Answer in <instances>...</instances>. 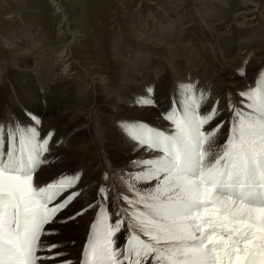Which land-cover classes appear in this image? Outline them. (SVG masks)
Here are the masks:
<instances>
[{"label": "snow or ice", "instance_id": "snow-or-ice-1", "mask_svg": "<svg viewBox=\"0 0 264 264\" xmlns=\"http://www.w3.org/2000/svg\"><path fill=\"white\" fill-rule=\"evenodd\" d=\"M173 95L162 117L167 126L120 122L125 137L145 154L132 161L139 169L129 181L136 198L122 197L127 216L110 214L107 193L99 188L102 202L80 264H264V71L229 104L232 115L221 145L214 138L224 122L205 129L217 116L219 101L204 108L208 96L192 84H181ZM134 103L155 106L154 87ZM31 121L0 123V264H38L63 256L38 255L57 247L41 237L55 231L46 225L58 222L59 213L80 194L69 191L79 172L61 174L44 186L34 183L46 163L51 134L41 136L39 117Z\"/></svg>", "mask_w": 264, "mask_h": 264}, {"label": "rangeland", "instance_id": "rangeland-1", "mask_svg": "<svg viewBox=\"0 0 264 264\" xmlns=\"http://www.w3.org/2000/svg\"><path fill=\"white\" fill-rule=\"evenodd\" d=\"M240 1L241 0H0V112L2 113H0V123L9 124L10 122L16 121L23 123L24 121V125H29L32 123L31 116L37 115L41 120L38 129L43 128L40 133L43 136L49 133L51 134L49 153L47 152L46 154L57 152L58 149L56 150V148L60 149V154H58L52 162V171L55 172L57 168L65 167V169L58 171L55 175L50 177L57 178L61 174H71L75 171L80 173V180L77 186H79L80 183L84 185L92 182L97 176L98 170L96 169L99 165L97 163L82 164V162H85L83 159L89 154L85 150L89 145V140L76 139L72 148L69 150L66 147H61L62 142L67 135L69 137L71 133L74 135L82 132L80 130V132L74 130L78 127L81 129L84 127L85 114L87 113L88 115L89 113L90 116L92 114L91 119L87 117L88 119H86V121L90 119L89 122L92 124L101 121V124L97 123V126L99 125L98 128L104 127L105 130V132L103 131L102 133L104 134L103 136L99 133L93 137V139L95 141L97 140L100 144L99 151L101 155L105 157V163L108 160L110 161V150H116L115 152L117 153L118 148L122 149L123 147L127 150V148H129L128 143L134 144V142L130 140L128 142V139L121 133V130H118L117 126L120 125L121 121H135L130 117L131 112H127L126 110H131L135 98L144 95L146 92V89L139 93L133 90L135 77L136 80H140V78L150 79L153 75L151 78L155 79L158 78L157 76H159V74H163L161 77L167 80V83L171 80L179 81L181 79L180 81L182 83L187 81L190 82L189 84L193 83L192 85H194L195 88L197 87V83H203L202 87L212 92L219 88L221 77L224 79V77L227 78L228 76L236 75L235 77L243 80V82L252 80L251 83L247 82V87L255 85L258 74L264 71V0H251L254 3L261 2V5H258L257 12H255V16L258 18L255 23L252 24L253 28H248L251 26H246V30L240 28V30L244 32L238 37L230 38L228 37L230 30L224 28L222 22L225 18L228 19L229 17L235 16L233 14H236L237 6ZM186 11L189 14L188 16ZM174 15H186V17L195 21L198 45L189 46L190 49L186 48L188 46L181 40V36L179 37L178 33L174 34V32L167 27L171 23L168 20H172ZM159 27L161 28L159 29ZM164 28L167 29L165 30ZM247 30H249V32ZM250 31H253V33H250ZM70 32L75 35L73 39ZM169 32L170 34H168ZM154 34L157 37H161L162 35L166 37L167 35V38L164 39L171 41L168 42V45L175 47L176 51H178L179 54L181 53L179 55L181 64L175 65L174 60H172L174 57H171V54L154 47L155 43L153 42L155 39H158L156 37H151L154 36ZM144 36L146 38L150 37L152 43L142 41L141 38H144ZM199 36L202 37L199 38ZM163 43L166 42L164 41ZM69 45L71 46L69 47L71 52H69L75 62H73L71 68L69 71H66V73L62 72L60 69H54L52 66L54 64L53 62L59 59L61 53L65 52L64 50H66ZM205 45H207V49L211 46V50H207ZM247 47H254V51L251 52V56H249L246 61H241V58L246 56L245 49ZM184 49H187L189 52ZM226 50H229V55L227 57H225ZM156 51L158 55H156ZM152 55L156 60L152 58ZM253 57L261 59V62L256 61V63H258L256 65L259 66L257 67L256 65L249 64L251 73L246 72L243 74L244 76H241V71L238 68L246 65V62L250 63ZM163 59H166L167 63ZM235 62L238 63L236 64ZM170 63L174 67H172ZM167 64L173 69L168 67ZM212 64H214V66ZM218 66L221 68V75L219 74ZM161 68H163V70H161ZM175 68L178 69L176 70ZM125 69H128V71L131 70L128 72L125 71ZM187 69L191 70L188 71ZM256 69L259 72L256 71ZM165 70H167V72ZM56 73L60 76H57ZM175 73L176 75H174ZM252 73L256 74V79L252 77ZM126 80L127 83H125ZM132 82L133 84H131ZM117 89L118 91L115 92ZM22 90L26 91L23 92ZM119 91L121 92L119 93ZM163 91L164 90L159 89L158 95L154 99L155 102ZM99 95L104 97L102 102L105 103H99ZM67 99L69 101H67ZM226 104H228L226 98L223 99L222 102L219 101L217 116L208 126L206 125L207 127L205 126L206 129H212L218 123V120L224 122V128H220V133H217L214 138L215 143L218 140H222L223 137L220 136L223 135L221 134H223L225 129L228 130L229 128L228 121L232 113L227 111L228 105ZM45 106L49 111H47L48 109ZM115 106L121 107V109L125 111L119 113V110H117ZM136 108L143 107L136 106ZM40 113L42 114L41 116ZM20 118L22 121H20ZM105 118H107V120ZM117 121L119 122L117 123ZM44 126L46 127L44 128ZM61 129H68L69 132H65L61 137H57L59 136V132L62 131ZM105 133L108 134V137L110 136L108 142L111 146H106L105 141H103L105 140V138H103L106 135ZM112 135L116 136L113 137ZM218 135L220 138L217 137ZM52 140H54V143L51 144ZM100 141L104 142V144L101 145L102 142ZM119 141L121 145L118 143ZM84 144L85 146H82ZM6 145L7 144H5V151ZM53 145H56V148ZM75 146L76 148L74 149ZM71 150L72 152L74 150V152H70ZM97 158L99 157L97 156ZM127 161V159L121 161L122 168L125 165L123 170L125 169V173H128L129 177H131L132 174L139 171V169L136 167L129 169L130 167L125 164ZM47 163L48 162H46L45 165ZM76 198H78L79 201L74 199L72 203L69 204L71 206L68 205V208L66 207L63 211L70 212V210H82L81 205L83 203L80 200L81 198ZM90 209L92 210H90V212L87 210L88 213L86 211L83 212L82 215H84L85 218L92 216L94 209Z\"/></svg>", "mask_w": 264, "mask_h": 264}, {"label": "bare ground", "instance_id": "bare-ground-1", "mask_svg": "<svg viewBox=\"0 0 264 264\" xmlns=\"http://www.w3.org/2000/svg\"><path fill=\"white\" fill-rule=\"evenodd\" d=\"M261 2L259 3H254L253 1L251 0H241L239 2V5L237 6V11H236V14H233L235 16L233 17H229L228 19L225 18L224 21L222 22V25L224 28H227L230 30L229 34H228V37L230 38H235V37H238L241 33H243L244 31H241L240 28L242 30H246L247 27L246 26H251V27H248V28H253L252 24L255 23L256 19L258 17L255 16V12H257V9H258V5L260 4ZM261 5V4H260ZM186 14L187 16L189 15L188 12L186 11ZM191 16V15H190ZM218 16V15H217ZM192 17V16H191ZM216 17V16H215ZM220 19V18H219ZM160 20V19H159ZM162 20V19H161ZM67 21V20H66ZM163 21V20H162ZM169 22H171L169 24V26H167L169 29H171L172 32H174V34L178 33V36L180 37L181 36V40L185 42V44L188 46L186 48H189V46H194V45H198V39H197V30L195 28V21L189 17H186L185 16H179V15H174L173 19L172 20H168ZM167 21V22H168ZM168 22V23H169ZM162 24V23H161ZM248 24V25H247ZM163 25V24H162ZM161 26V25H160ZM166 26V25H164ZM157 27V26H156ZM163 27V26H162ZM161 27H159L160 29ZM165 29V28H164ZM167 29V28H166ZM165 29V30H166ZM162 30V29H161ZM254 30V29H252ZM249 32V30H247ZM246 31V32H247ZM257 31V30H256ZM155 32V31H154ZM245 32V33H246ZM253 33V31H250V33ZM165 33V32H163ZM183 33V34H181ZM255 33V31H254ZM170 34V32L168 33ZM199 34V33H198ZM248 34V33H247ZM70 35L72 36V39L73 37H75L74 33L70 32ZM200 35V34H199ZM164 35H162L161 37H157L155 36H151L152 38H158V39H155V41L153 43H155V46L156 48L162 50V51H165L166 53H169L171 54L170 56L171 57H174L172 60H174L175 62V65H179L181 64V61L179 60V54L178 51H176L175 47L173 46H170L168 45V42H171L169 40H165L164 38H167V35L166 37H163ZM257 36V35H256ZM139 37V36H138ZM174 37V36H173ZM176 37V36H175ZM202 37V36H201ZM199 36V38H201ZM140 38V37H139ZM256 38V37H255ZM254 38V39H255ZM142 41L146 42V43H149L151 42L150 40V37H145L144 38H141ZM177 39V37H176ZM226 39V38H225ZM178 40V39H177ZM256 40V39H255ZM254 40V41H255ZM166 42V43H163V42ZM181 41V42H182ZM224 41V40H223ZM252 41V40H251ZM253 41V43H254ZM258 41V40H257ZM262 41V40H261ZM143 42V43H144ZM180 42V43H181ZM201 42V41H200ZM230 42V41H229ZM152 43V42H151ZM158 43V44H157ZM162 45H160V44ZM178 43V42H177ZM252 43V44H253ZM258 43V42H257ZM260 43V42H259ZM170 44V43H169ZM206 44V42H205ZM231 44H232V41H231ZM242 44V43H241ZM144 45V44H142ZM208 45V44H207ZM207 45H205L206 49H207ZM221 45V44H220ZM237 45V44H236ZM251 45V44H250ZM175 46V45H174ZM181 46V45H180ZM249 46V45H248ZM69 47H71L70 45L67 47L66 50H64L65 52H62L59 59L56 60L55 62H53L54 64L52 65L54 67V69L56 70H62V72H65L66 71H69V69L71 68V65L73 64L74 59L71 55V51L69 50ZM200 47V46H199ZM223 47V46H222ZM183 48V47H182ZM203 48V47H202ZM211 46L208 48L210 49ZM224 48V47H223ZM231 48V46H230ZM152 49V48H151ZM155 49V48H154ZM190 49V48H189ZM194 49V47H193ZM207 49V50H208ZM213 49V48H212ZM253 48H246L245 51H246V56H244L243 58H241V61H246V59L251 56V52L254 51ZM256 49V48H255ZM182 50V49H181ZM185 50V49H184ZM187 50V49H186ZM185 50V51H186ZM196 50V48H195ZM200 50V49H199ZM201 50H204V49H201ZM211 50V49H210ZM220 50V49H219ZM70 51V52H69ZM188 51V50H187ZM197 51V50H196ZM227 51V50H226ZM244 51V52H245ZM159 52V51H158ZM189 52V51H188ZM191 52V51H190ZM203 52V51H201ZM200 52V53H201ZM222 52V51H220ZM225 52V51H224ZM261 52V51H259ZM192 53V52H191ZM198 53V51H197ZM209 53V52H208ZM254 53V52H253ZM183 54V53H182ZM207 54V53H206ZM240 54V53H239ZM261 54V53H260ZM149 55V54H148ZM147 55V56H148ZM156 55L157 54V51H156ZM196 55V54H194ZM200 55V54H199ZM203 55V54H202ZM209 55V54H208ZM229 55V50L226 52L225 54V57H227ZM185 56V55H184ZM187 56V55H186ZM198 56V55H196ZM195 56V57H196ZM237 56V55H236ZM259 56V55H258ZM139 57V56H138ZM143 57V56H142ZM141 57V59H142ZM189 57V56H187ZM199 57V56H198ZM212 57V56H211ZM230 57H233V56H230ZM127 58V57H126ZM149 58V57H147ZM152 58L155 59V57H153L152 55ZM191 58V57H190ZM193 58V57H192ZM197 58V57H196ZM195 58V60H196ZM210 58V57H209ZM264 58V57H263ZM138 59V58H137ZM152 59V60H153ZM158 59V58H157ZM161 59V58H160ZM170 59V58H169ZM183 59V58H182ZM189 59V58H187ZM186 59V60H187ZM206 59V58H205ZM211 59V58H210ZM214 59V57H213ZM140 60V59H139ZM144 60V59H143ZM148 60V59H147ZM150 60H151V57H150ZM156 60V59H155ZM154 60V61H155ZM165 60L166 62V59H163ZM194 60V59H193ZM192 60V61H193ZM207 60V59H206ZM224 60V59H223ZM261 59L258 58V57H253L251 58L250 60V63L246 62L247 64L246 65H243V67L241 68H238L240 71L243 69V73H246V72H249L251 73V70L249 69V64L250 65H256L258 63H256V61H260ZM135 61V59H134ZM169 61V60H167ZM191 61V60H190ZM202 61V60H201ZM216 61V60H215ZM48 62V61H47ZM130 62V61H129ZM146 62V61H144ZM156 62V61H155ZM160 62V61H159ZM198 62V61H196ZM204 62V61H203ZM223 62V61H222ZM221 62V63H222ZM261 62V61H260ZM50 63V61H49ZM48 63V64H49ZM163 63V62H162ZM167 63V62H166ZM169 63V62H168ZM184 63V62H183ZM186 63V62H185ZM236 63V62H235ZM234 63V64H235ZM238 63V62H237ZM236 63V64H237ZM131 64V63H130ZM146 64V63H145ZM154 64V63H153ZM203 64V63H202ZM209 64V63H208ZM220 64V63H219ZM224 64V63H223ZM227 64V63H226ZM50 65V64H49ZM127 65V64H126ZM125 65V66H126ZM157 65V64H156ZM164 65V64H163ZM168 65V64H167ZM166 65V66H167ZM171 65V63H170ZM170 65H168V67H171ZM184 65V64H183ZM197 65V64H196ZM214 66V64H212ZM241 65V64H240ZM47 66V65H46ZM146 66V65H145ZM225 66V64H224ZM230 66V65H229ZM228 66V67H229ZM257 66V65H256ZM259 66V65H258ZM257 66V67H258ZM50 67V66H49ZM130 67V66H129ZM134 67V65H133ZM162 67V66H160ZM167 67V68H168ZM174 67V66H172ZM171 67V68H172ZM186 67V66H185ZM227 67V66H226ZM232 67V66H231ZM239 67V66H238ZM128 68V66H127ZM204 68V67H203ZM206 68V67H205ZM212 68V67H211ZM214 68V67H213ZM219 69V74L221 75V68L220 66L217 67ZM216 68V69H217ZM224 68V67H223ZM134 69V68H133ZM145 69V68H144ZM152 69V68H151ZM154 69V68H153ZM173 69V68H172ZM176 69V68H175ZM178 69V68H177ZM176 69V70H177ZM226 69V68H224ZM255 69V68H254ZM131 70V69H130ZM129 70V71H130ZM161 70H163V68H161ZM175 70V71H176ZM182 70V69H181ZM184 70V69H183ZM186 70V69H185ZM188 70V69H187ZM191 70V69H190ZM188 70V71H190ZM227 70V69H226ZM237 70V69H236ZM125 71H128V69ZM128 71V72H129ZM149 71V70H148ZM157 71V70H156ZM167 72V70H165ZM201 71V70H200ZM225 71V70H224ZM233 71V70H232ZM256 71H258L256 69ZM50 72V71H49ZM179 72V71H178ZM195 72V71H194ZM203 72V71H202ZM259 72V71H258ZM257 72V73H258ZM28 73V72H27ZM59 73V72H58ZM61 73V71H60ZM59 73V74H60ZM137 73V72H136ZM165 73V72H164ZM170 73V72H169ZM172 73V72H171ZM32 74V73H31ZM59 74L56 73L57 76H60ZM123 74V73H122ZM127 74V73H126ZM153 74V73H152ZM253 74V73H252ZM51 75V74H50ZM55 75V74H54ZM53 75V76H54ZM129 75V74H127ZM138 75V74H137ZM151 75V73H150ZM156 75V74H155ZM161 75L163 74H159V76H157L158 78H155V79H152L151 77H153V75L150 77V79L146 78V79H141L140 80H136L134 78V84L133 82L131 84H133V90L134 91H138L141 92L145 89H147L149 86H152L154 87V99L157 97V93L159 91V89L161 90H164L160 96L158 97V99L156 100V103H155V106H148V107H143V108H136V105L135 103H133V108L131 110H126L127 112H131L130 114V117H132L135 121H142V122H146L148 123L149 125L151 126H155L157 128H163L165 126H167L169 123H167L168 121L164 120L162 117H163V114L166 110L169 109V105H170V98L171 99H174L175 96L173 95L177 89L179 88V86L181 84H189L190 82L187 81L185 83H182L179 79V81H176V80H171L169 83H167V80L163 79L161 77ZM173 75V74H172ZM176 75V73L174 74ZM205 75V74H204ZM235 75V74H234ZM236 76V75H235ZM235 76H228L227 78L224 77V79L221 77V83L219 85V88L218 89H215L213 92L208 90L206 88H203L202 87V84L201 83H197V90H201L203 92H205L208 96V99H207V102L206 104L204 105V108H210L211 106L215 105L217 101H221L223 99L226 98V101L228 104V108H227V111H229V104L234 102V101H239L240 97L237 95V93L240 91V90H244L246 88H248V83L250 81H245L243 82V80L241 79H238V77H235ZM242 76V75H241ZM244 76V75H243ZM256 74H253L252 77H255ZM126 77V76H125ZM132 77V76H131ZM192 77H195V76H192ZM218 77V76H217ZM56 78V77H54ZM161 78V79H159ZM174 78V77H173ZM177 78V77H176ZM202 78V77H201ZM219 78V77H218ZM241 78V77H240ZM93 79V78H92ZM139 79V78H138ZM246 79V78H245ZM256 79V77H255ZM52 80V78H51ZM122 80H125V79H122ZM193 80V79H192ZM11 82V81H10ZM122 83V82H121ZM127 83V80L126 82ZM124 81H123V84L125 85ZM214 83V82H213ZM8 84V83H7ZM20 84V83H19ZM129 84V83H128ZM193 84V83H192ZM219 84V83H218ZM2 85V84H1ZM29 85V84H28ZM54 85V84H53ZM253 85V84H251ZM6 86V85H5ZM250 86V84H249ZM119 87V86H118ZM48 88V87H47ZM55 88V87H54ZM60 88V87H59ZM62 88V87H61ZM64 88V87H63ZM109 88V87H108ZM122 88V87H121ZM4 89V88H3ZM19 89V88H18ZM35 89V88H34ZM50 89V88H49ZM53 89V88H51ZM101 89V88H99ZM104 89V87H103ZM48 90V89H47ZM58 90V89H57ZM105 90V89H104ZM127 90V89H126ZM15 91V90H14ZM13 91V93H14ZM23 91V90H22ZM26 91V90H25ZM23 91V92H25ZM52 91V90H51ZM107 91V90H106ZM118 89L115 91L117 92ZM123 91V89H122ZM4 92V91H3ZM10 92V91H9ZM12 92V91H11ZM53 92V91H52ZM104 92V91H103ZM121 91H119L120 93ZM124 92V91H123ZM145 92V91H144ZM7 93V92H5ZM136 93V92H135ZM8 94V93H7ZM114 94V93H113ZM125 94V93H124ZM6 95V94H5ZM110 95V94H109ZM118 95V94H117ZM8 96V95H7ZM6 96V97H7ZM13 96V95H12ZM20 96V95H19ZM33 96V95H32ZM40 96V95H38ZM44 96V95H43ZM42 96V98H43ZM47 96V95H46ZM106 96V95H105ZM114 96V95H113ZM137 96V95H136ZM24 97V96H23ZM30 97V96H29ZM107 97V96H106ZM115 97V96H114ZM22 98V97H21ZM72 98V97H71ZM19 99V98H18ZM41 99V98H40ZM44 99V98H43ZM35 100V99H34ZM99 103H105V102H102L104 100V97L103 96H100L99 95ZM115 100V99H114ZM24 101V100H23ZM22 101V102H23ZM67 101H69L67 99ZM119 101V100H118ZM13 102V101H12ZM15 102V101H14ZM40 102V101H39ZM115 102L117 103V101L115 100ZM120 102V101H119ZM11 103V102H9ZM8 103V104H9ZM19 103V102H18ZM28 103V102H27ZM41 103V102H40ZM63 103V102H62ZM61 103V104H62ZM109 103V102H108ZM5 104V103H4ZM15 104V103H13ZM24 104V103H23ZM50 104V103H49ZM66 104V103H65ZM111 104V103H110ZM119 104V103H118ZM117 104V105H118ZM126 104V103H125ZM7 105V104H6ZM44 105V103H43ZM56 105V104H55ZM60 105V104H59ZM63 105V104H62ZM100 105V104H99ZM105 105V104H104ZM130 105V104H129ZM3 106V105H2ZM12 106V105H11ZM39 106V105H38ZM53 106V105H52ZM64 106V105H63ZM109 106V105H108ZM119 106V105H118ZM223 106V105H222ZM15 107V106H14ZM46 107V106H45ZM44 107V108H45ZM51 107V106H50ZM102 107V106H101ZM104 107V106H103ZM116 107V106H115ZM114 107V108H115ZM37 108V107H36ZM43 108V106H42ZM47 108V107H46ZM113 108V107H111ZM226 108V107H225ZM224 108V109H225ZM2 109V108H1ZM7 109V108H5ZM10 109V108H9ZM48 109V108H47ZM109 109V108H107ZM117 110H119V113H121L122 111L124 112L125 110H122L121 107H116ZM39 110V109H38ZM112 110V109H110ZM15 111V110H14ZM18 111V110H16ZM49 111V109L47 110ZM80 111V110H79ZM102 111V110H101ZM201 111H203V108L201 109ZM20 112V111H19ZM18 112V113H19ZM84 112V111H83ZM89 112V111H88ZM122 112V113H123ZM221 112V111H220ZM230 112V111H229ZM1 113V112H0ZM21 113V112H20ZM85 113V112H84ZM93 113V112H92ZM103 113V112H102ZM105 113V112H104ZM226 113V111H225ZM231 113V112H230ZM2 114V113H1ZM66 114V113H65ZM99 114V113H98ZM221 114V113H220ZM15 115V114H14ZM19 115V114H18ZM16 115V116H18ZM42 114L40 113V116ZM104 115V114H103ZM101 115V116H103ZM119 115H122V114H119ZM228 115V114H227ZM10 116V115H9ZM8 116V117H9ZM33 116V115H32ZM37 116V115H36ZM46 116V115H45ZM43 116V117H45ZM84 116V115H83ZM92 116V114H91ZM91 116L87 115V113L85 114V123H84V127L81 129L80 127H76L77 129L74 130L76 132H80V133H76V134H70V136L68 137V135L65 137V140H63L62 142V145L61 147H66L68 150L72 148V145L74 143V141L76 139H86V140H89V145L88 147L85 148V150L89 153L87 157H85L83 160H85V162H82V164H98L99 166L97 167L96 170H98V173H97V176L96 178L90 182V183H86L84 185H80L77 186V184H79V182L76 184V187L73 188V189H70L69 191H72V192H75V191H79V195L77 197H80L81 201H82V210L84 209H87L89 212L90 208H93L94 209V212L92 214V216H88L87 218L84 217V215H78V216H75L76 213H79L81 212L82 210H70V212H67V211H62L61 213H59V217H58V222H55L53 224H49V225H46V230L48 229H54L55 231L52 232L51 234H48V235H44L41 237V240L43 242H45V244H48V245H51V244H56L57 247L53 248L51 250V252H48V251H44V252H39L38 255H42V256H55L56 253H64L63 256H56L55 259H44L42 261H39L38 264H64L65 261L67 260H70L72 262V264H80V261L82 260V253H83V248L86 244V241H87V238H88V235H89V232H90V225L94 222L95 218H96V215H97V212L99 211V208H100V205H101V198H100V194H99V188L103 187L105 192L107 193V201L105 202L108 209H109V213L112 214V213H115L117 211H122V214L124 216H127V212L126 211H123L125 209H129V205L127 203H125L123 200H122V197L124 196H127L129 199H135V194L134 192L130 189L129 187V181H130V178L129 177V174L125 173V169L123 170L122 168V163L121 161H123L124 159H127V164L131 169L133 167H135L133 164H132V161L133 160H143L145 158V154H144V151L143 149H137V148H134L133 147V144L132 143H128V147L127 150H125L123 147L122 149L121 148H118L117 150V153L115 151H112L110 150L109 151V154H110V161L108 160L106 163L104 162V159L105 157L103 155H101L100 151H99V148H100V144L97 142V140L95 141L93 139L94 135H97L100 133V135L103 133V131L105 132L104 130V127H101V128H98L97 126V123H100L101 121L97 122V123H90L89 120L91 119ZM100 116V117H101ZM105 116V115H104ZM115 116V115H113ZM134 116V117H133ZM54 117V116H52ZM73 117V116H72ZM90 118L88 121H86V119ZM107 117V116H106ZM42 118V117H41ZM65 118V117H64ZM111 118V117H110ZM219 118V117H218ZM72 119V118H71ZM97 119V118H96ZM107 120V118H105ZM127 119V118H126ZM222 119V118H221ZM45 120V119H44ZM68 120V119H67ZM73 120V119H72ZM99 120V119H98ZM129 120V119H128ZM20 121L21 118H20ZM92 121V120H91ZM105 121V120H103ZM112 121V120H111ZM221 120H218V122H220ZM26 122V121H25ZM47 122V121H46ZM67 122V121H66ZM93 122V121H92ZM96 122V121H95ZM113 122V121H112ZM119 121H117L118 123ZM216 122V121H215ZM24 123V121H23ZM103 123V122H102ZM108 123V122H107ZM111 123V122H110ZM26 124V123H25ZM46 124V123H45ZM83 124V123H82ZM101 124V123H100ZM75 125V124H74ZM77 125V124H76ZM109 125V123H108ZM211 125V124H210ZM110 126V125H109ZM208 126V125H207ZM206 126V127H207ZM46 126H44L45 128ZM210 127V126H209ZM208 127V128H209ZM80 128V129H79ZM118 130L120 131L121 128H120V125L117 126ZM221 128H224L221 127ZM41 129L43 128H40L38 129L39 131H41ZM75 129V128H74ZM106 129V128H105ZM206 129V128H205ZM62 130V129H61ZM71 130V129H70ZM80 130V131H79ZM224 130V129H223ZM222 130V131H223ZM59 132V131H58ZM65 132H69L68 129H63L62 131L59 132V136L57 137H61ZM73 132V131H72ZM113 132V131H112ZM75 133V132H74ZM107 133V132H106ZM105 133V134H106ZM122 133V132H121ZM220 133V132H218ZM227 133H228V130H224L223 136H220V137H223L222 140H218L216 142L217 145H221L225 142L226 140V137H227ZM114 134V132H113ZM42 135V134H41ZM98 135V136H100ZM104 134H102L103 136ZM108 134H106L103 138H105V145H109L111 146V144L108 142L109 137L107 136ZM111 135V134H110ZM117 135V134H116ZM114 135V136H116ZM122 135V134H121ZM124 135V134H123ZM43 136V135H42ZM113 136V135H112ZM113 136V137H114ZM90 137V138H89ZM119 137V136H118ZM219 137V135L217 136ZM219 137V138H220ZM122 138V137H121ZM125 138V137H124ZM54 139H57V138H54ZM60 139V138H59ZM112 139V137H111ZM102 140V139H101ZM114 140V139H113ZM118 140V139H117ZM126 140V139H125ZM124 140V141H125ZM54 140H52L51 144L54 143L53 142ZM112 141V140H111ZM127 141V140H126ZM102 142V141H100ZM114 142V141H112ZM129 142V140H128ZM57 143V142H56ZM61 143V142H60ZM107 143V144H106ZM116 143V142H114ZM120 145V141L118 142ZM80 144V143H79ZM94 144V145H93ZM99 144V146H98ZM104 144V142L101 143V145ZM116 145V144H115ZM124 145V144H123ZM7 146V145H6ZM54 147L56 145H53ZM82 146H85L82 145ZM51 147V146H50ZM56 148V147H55ZM76 148V146L74 147V149ZM117 148V147H116ZM53 149V147H52ZM58 149V150H57ZM80 149V148H79ZM6 150H7V147H6ZM57 152H53L51 154H45L44 155V160L46 162H48L46 165L45 163L42 164V166L37 170L36 174H35V178H34V183H38L39 186H44L47 182L53 180L55 177H50L52 175H55L58 171H61L63 169H65V167H59L57 168V170L54 172L52 171L53 168H51L53 166V161L54 159L58 156V154H60V149L59 148H56ZM77 150V149H76ZM65 151V150H64ZM103 151V150H102ZM72 152V150L70 151ZM74 152V150H73ZM72 152V153H73ZM49 153V152H48ZM63 153V152H62ZM66 153V152H65ZM68 153V152H67ZM70 154V153H68ZM73 155V154H72ZM85 155V154H84ZM97 156L99 158H97ZM106 156V155H105ZM63 157V156H62ZM69 158V157H68ZM62 159V158H61ZM70 160V159H69ZM66 161V160H65ZM62 162V161H61ZM104 162V163H103ZM85 165V167H86ZM79 166V165H78ZM89 166V165H88ZM127 166V167H128ZM76 167V166H75ZM127 169V168H126ZM138 169V168H137ZM69 171V170H67ZM127 171V170H126ZM134 171V170H133ZM74 173H76L75 171H73ZM129 172V171H128ZM64 173V172H63ZM66 173V172H65ZM131 175V174H130ZM50 177V178H49ZM57 177V176H56ZM83 183V182H82ZM85 183V182H84ZM151 184H155V181H152ZM137 187H141V185H137ZM143 187H148V185H143ZM65 195H67V193H65ZM63 197H61L62 199ZM75 200H78V198H75ZM80 204V203H79ZM71 206V205H69ZM80 206V207H81ZM91 206V207H90ZM73 207V206H72ZM139 207V206H137ZM68 208V207H67ZM78 208V206H77ZM130 210V209H129ZM85 212V211H83ZM87 212V211H86ZM88 213V212H87ZM91 214V213H90ZM71 216H75V219H67V217H71ZM113 221L116 219L115 216L112 217ZM62 220V222H60ZM118 237H119V240H118V244L122 243L123 242V239H124V230L122 229L121 233H118L117 234Z\"/></svg>", "mask_w": 264, "mask_h": 264}]
</instances>
